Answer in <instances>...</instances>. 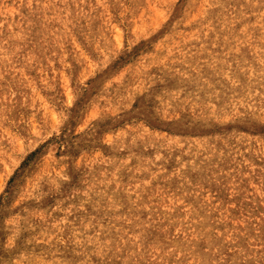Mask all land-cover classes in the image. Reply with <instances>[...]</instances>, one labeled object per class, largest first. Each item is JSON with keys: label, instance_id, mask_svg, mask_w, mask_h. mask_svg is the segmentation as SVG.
Masks as SVG:
<instances>
[{"label": "rangeland", "instance_id": "obj_1", "mask_svg": "<svg viewBox=\"0 0 264 264\" xmlns=\"http://www.w3.org/2000/svg\"><path fill=\"white\" fill-rule=\"evenodd\" d=\"M0 264H264V0H0Z\"/></svg>", "mask_w": 264, "mask_h": 264}, {"label": "bare ground", "instance_id": "obj_2", "mask_svg": "<svg viewBox=\"0 0 264 264\" xmlns=\"http://www.w3.org/2000/svg\"><path fill=\"white\" fill-rule=\"evenodd\" d=\"M16 200V199H15Z\"/></svg>", "mask_w": 264, "mask_h": 264}]
</instances>
